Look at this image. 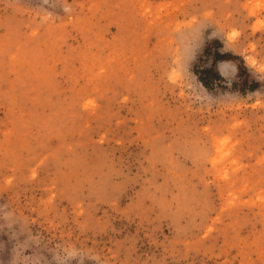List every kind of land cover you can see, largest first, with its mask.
Instances as JSON below:
<instances>
[{"label": "rangeland", "instance_id": "obj_1", "mask_svg": "<svg viewBox=\"0 0 264 264\" xmlns=\"http://www.w3.org/2000/svg\"><path fill=\"white\" fill-rule=\"evenodd\" d=\"M0 264H264V0H0Z\"/></svg>", "mask_w": 264, "mask_h": 264}, {"label": "trees", "instance_id": "obj_2", "mask_svg": "<svg viewBox=\"0 0 264 264\" xmlns=\"http://www.w3.org/2000/svg\"><path fill=\"white\" fill-rule=\"evenodd\" d=\"M217 42V41H216ZM208 52H210V50L209 49H205V54H207ZM223 55L222 54H220V52H218V51H216V52H214V56L213 57H216V58H218V57H222ZM204 70V72H208V73H210L211 71H212V69L211 68H205V69H203ZM196 75L199 77V80L201 81V83L203 84V85H207V82H206V80L203 78V76H201V74H199V72L198 73H196ZM214 76H217V75H214Z\"/></svg>", "mask_w": 264, "mask_h": 264}, {"label": "bare ground", "instance_id": "obj_3", "mask_svg": "<svg viewBox=\"0 0 264 264\" xmlns=\"http://www.w3.org/2000/svg\"><path fill=\"white\" fill-rule=\"evenodd\" d=\"M226 62H228V61H226Z\"/></svg>", "mask_w": 264, "mask_h": 264}]
</instances>
